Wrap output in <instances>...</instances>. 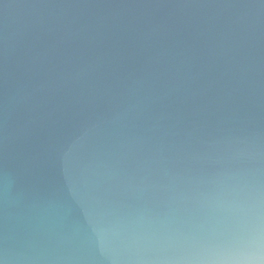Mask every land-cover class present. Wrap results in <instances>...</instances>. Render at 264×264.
<instances>
[{"label": "water", "instance_id": "95a60500", "mask_svg": "<svg viewBox=\"0 0 264 264\" xmlns=\"http://www.w3.org/2000/svg\"><path fill=\"white\" fill-rule=\"evenodd\" d=\"M264 232V0H0V264H234Z\"/></svg>", "mask_w": 264, "mask_h": 264}, {"label": "clouds", "instance_id": "9594fccd", "mask_svg": "<svg viewBox=\"0 0 264 264\" xmlns=\"http://www.w3.org/2000/svg\"><path fill=\"white\" fill-rule=\"evenodd\" d=\"M232 259L234 264H264V232H255L248 244V250Z\"/></svg>", "mask_w": 264, "mask_h": 264}]
</instances>
